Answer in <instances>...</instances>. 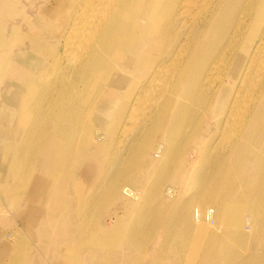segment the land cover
Masks as SVG:
<instances>
[{
	"label": "bare ground",
	"instance_id": "obj_1",
	"mask_svg": "<svg viewBox=\"0 0 264 264\" xmlns=\"http://www.w3.org/2000/svg\"><path fill=\"white\" fill-rule=\"evenodd\" d=\"M15 1L0 0V179L5 169L12 179L22 177L25 160L35 154L42 168L55 147H62V157L65 144L75 141L88 144L89 156L96 158L104 147L100 143H115L121 128L136 124L134 135L115 148L109 171L119 197L128 182L135 186L137 179L149 178L146 207L138 217L144 231L133 225L129 236L147 242L149 233L162 231L166 237L157 253L191 264H251L245 246L218 257L217 242L243 244L253 237L245 228L252 219L264 222V0H52L33 17L22 16L24 34L6 23L17 12ZM25 40L28 50L7 48L21 47ZM63 56L71 69L57 71L54 66ZM49 71L55 79L43 81L42 72ZM87 99L100 108L91 109ZM143 102L149 108L137 117ZM21 115L28 122L25 130L17 126ZM99 116L113 131L101 140L95 136L103 129ZM9 140L17 146L11 149ZM177 143L197 148L198 159L181 163ZM211 143L222 146L215 152ZM152 149L160 151L158 159ZM78 164L87 175L84 163ZM78 164L71 162V168L78 171ZM41 179L36 177L31 187L40 199L29 208L33 212L57 200L53 192L37 195ZM185 179H190L186 186ZM167 183H180L192 194L170 202L165 193L181 190ZM0 189L12 199L10 183L2 182ZM201 204L213 208L204 210ZM245 210L250 215L241 224ZM96 217L95 233L86 227L90 217L83 222L78 215L74 230H45L54 238L53 258L68 251L59 245L62 238L85 241L115 231ZM49 218L59 226L56 216H32L35 223ZM2 237L0 232L1 243ZM255 238L264 246V225ZM8 247L0 250V264ZM218 258L223 260L212 262Z\"/></svg>",
	"mask_w": 264,
	"mask_h": 264
},
{
	"label": "rangeland",
	"instance_id": "obj_2",
	"mask_svg": "<svg viewBox=\"0 0 264 264\" xmlns=\"http://www.w3.org/2000/svg\"><path fill=\"white\" fill-rule=\"evenodd\" d=\"M51 1L52 0H16L14 3V9L17 12L14 16H11L8 19V22H6L7 26L10 25V23H14L20 30L23 28L21 32L24 34V21L22 16L27 15L28 17H33L36 12L44 11L45 6ZM49 30L50 29H48V31ZM27 44L28 41L25 40L21 47L8 45L7 48L12 51H14V49L17 51L19 49L23 51L28 50L29 46H27ZM2 47L3 46L0 45V48ZM64 57L65 56L60 59L58 66H54L55 70L66 71L71 69V62L64 59ZM55 77L56 75L52 74L51 71H49L47 75L42 72L41 75V79L47 82L52 81ZM89 100H85L84 103H87L88 101L91 109L95 110L96 108H100L98 102L95 101V103H92L90 102L91 100ZM148 108V104H144V102L141 103L137 108V117L143 116ZM100 118L101 116L98 117V122ZM95 119V116L91 117V120ZM17 122V126L20 130H25L28 127V122L24 120L23 115L19 117ZM100 124L103 129L99 128L100 130L98 129L97 135L95 136H98L101 140L104 132L106 134H112L113 131L110 133L107 127L102 123ZM135 130L136 124L132 125L129 123L125 129L121 128L118 131L115 143H100L102 144L101 146L104 147L99 149L97 153L98 157L96 158L89 156L88 144L83 145V143H77L75 141V143L65 144V151L67 154L62 157H60L62 147H55L54 154L50 153L49 155L51 157L47 159L50 161L42 164V168H37L36 166L38 164L36 161H40L38 154L31 156L29 162L25 160V169L22 177L12 179V176H10V172L7 169L3 171L2 179H0V186L2 182L7 181L15 188L11 200H9L8 196L4 194L2 189H0V197L3 199L0 202V232L3 235V241L2 243L0 242V250H3L2 247L4 245L10 244L11 246V248L8 247L11 249L9 252H3L1 255L3 256V259H5L4 264H21L24 260H28L29 264L194 263L185 258L179 259L170 254L157 253L158 248L161 245L159 242L166 237L162 231H159V233H149V240L147 242L143 240L142 236L132 237L128 234L130 232L129 228L133 225L139 231H144L143 221L138 217L142 216L146 207L145 205H142V202H144L145 194L149 192L150 186L146 183L149 178L145 176L137 179L135 181V186H131L128 182L127 186L122 190L124 195L119 197V190L114 189V178L112 179L109 171L110 166L112 165L110 162H113L111 160L116 154L115 148L124 145L125 143L119 144V142L129 139V137L134 135ZM13 135L15 139V133H13ZM10 142L11 143L7 144L11 149L18 144L13 143L12 141ZM177 144V159L181 161V163H184L185 160L193 162L198 159L197 148H192L188 144L187 146H184V143ZM211 144L215 147L217 146L215 152L220 150V146H222L221 143ZM150 154L154 159H158L157 155L160 156L161 153L159 150L152 149ZM63 161L67 162L65 163ZM70 161L74 164H78L80 161L83 162L84 167L86 166L85 172L87 175L83 173L82 167H79L80 164H78V167L80 168L78 171L72 169ZM7 162L8 159L4 162L5 168H7ZM208 166L207 163L205 168H208ZM52 168L56 169V171L54 170L55 172H51ZM139 172H142V170L140 169ZM30 177L34 178L30 179ZM36 177L42 178L41 190L37 195H49L52 192L54 194L57 192L58 196L56 198L57 200L43 202V205L37 207V210L33 212L29 208L37 206V203L35 202L40 200L35 194H33L34 191L31 189ZM186 180L187 179L184 180L185 186L187 185V182L188 184L190 183V179ZM19 184H22L23 187L27 184L28 186L25 188H17ZM98 185L102 187L101 190H98ZM167 185L172 186L175 190H181L180 183H167ZM145 190L146 192H143ZM191 194L192 191L186 187V190L182 189L179 194H177V192L175 194L173 190H169L165 193L164 198H167L168 201L172 202L175 200L176 196L190 197ZM27 198H31L32 200L26 201ZM55 201H58V205ZM192 203V206L196 205V202ZM200 207L204 210L206 207L213 208L209 204H201ZM33 213L41 215L43 218L46 216H56L60 221L59 226H54L56 222L51 218H49L48 222L38 221L35 223V221L32 220ZM128 213H131V219L129 217L130 214ZM76 215L80 216L83 222L85 221V218L90 217L91 225L88 223L86 226L90 233H95L98 230V227L92 225L95 224L92 222L95 220L93 219V215H97L96 222L99 220L102 224H105L107 227L112 228L115 231L106 235L101 233L100 237L93 236L85 241H71L62 238L59 245L68 249V251L59 255L57 258H53L52 251L54 249L52 246L55 244L54 238H49L48 234H50L51 231H55L57 228H70V230H74L76 225L80 222L79 218L76 219ZM245 215H250L248 210H245L242 213L241 224L246 217ZM207 221L210 225H213L216 220L214 217H210ZM251 223L253 224L250 225L251 230L250 228L248 229V227H245L246 231H249V233L251 231L250 234L253 235L251 239L248 238L249 241H246L243 244H234L232 247L227 246L228 241H219L217 242V245L221 250H218L217 256L223 257V251H228V249L236 250L245 246V248H248L252 253L251 264H264V246H262L261 242L257 241L255 238L256 230L259 226H263L264 222L252 219ZM43 224L45 229L43 228L44 226H42ZM161 229L162 228L160 227L158 228V230ZM45 230L48 234H46ZM190 247H192V244H190ZM66 254L68 256H66ZM222 260V258H218L217 260L212 259V262H221ZM233 263L236 262L233 261Z\"/></svg>",
	"mask_w": 264,
	"mask_h": 264
},
{
	"label": "crops",
	"instance_id": "obj_3",
	"mask_svg": "<svg viewBox=\"0 0 264 264\" xmlns=\"http://www.w3.org/2000/svg\"><path fill=\"white\" fill-rule=\"evenodd\" d=\"M54 196H58L57 192L55 193V195H54Z\"/></svg>",
	"mask_w": 264,
	"mask_h": 264
}]
</instances>
